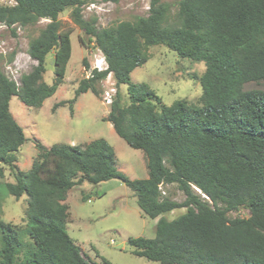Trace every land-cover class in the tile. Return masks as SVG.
I'll return each instance as SVG.
<instances>
[{
    "label": "trees",
    "instance_id": "1",
    "mask_svg": "<svg viewBox=\"0 0 264 264\" xmlns=\"http://www.w3.org/2000/svg\"><path fill=\"white\" fill-rule=\"evenodd\" d=\"M84 3L0 4V24L8 27L47 19L28 43V55L36 63L21 75L20 84L0 67V178L5 166L13 176L11 182L0 181V199L25 194L27 201L24 228L0 219V264H98L67 233L65 199L82 182L111 178L124 182L140 210L156 218L153 237L127 239L133 254L164 264H264V89L242 87L264 80V0H178L171 22L166 20L168 5L149 0L146 15L106 27L82 16ZM66 8L81 30L80 43H92L106 65L90 68L83 57L88 74L70 99L52 108L67 104L72 114L77 97L86 91L98 96L110 73L115 92L104 118L130 147L143 152L145 178L130 179L117 169L114 148L102 137L48 147L37 141L29 168L15 166V152L26 137L9 111V99L16 95L25 105L38 107L63 83L71 28L63 27L58 15ZM155 44L203 61L196 102L182 98L164 104L146 83L131 80V71L149 58L147 48ZM50 51L53 78L47 83L42 76ZM120 84H126V103ZM172 183L185 196L180 202L161 194L160 187ZM179 207L185 210L176 217L164 216ZM240 207L248 210L246 217L228 216ZM101 264L111 263L101 257Z\"/></svg>",
    "mask_w": 264,
    "mask_h": 264
},
{
    "label": "rangeland",
    "instance_id": "2",
    "mask_svg": "<svg viewBox=\"0 0 264 264\" xmlns=\"http://www.w3.org/2000/svg\"><path fill=\"white\" fill-rule=\"evenodd\" d=\"M168 5L166 20L173 21L177 11L178 0H160ZM13 0H0V4L9 5ZM149 0H118L117 2L102 0H85L81 6L82 16L86 19L95 18L97 27L112 26L119 21H134L138 16L148 13ZM70 8L59 13L58 18L63 27L71 28V55L66 65L63 83L38 107L25 105L16 95L9 99V111L21 126L26 140L15 152V166L26 170L36 155L35 143L45 146L52 143L82 144L94 138L102 137L110 143L115 151L116 164L130 178L140 177L138 165L143 164L145 155L139 149L130 147L114 131L104 117L108 112L109 103H105V92L110 99L115 92L113 77L108 74L101 81L98 96L91 91L80 94L72 106L70 114L67 104L52 108L59 100L73 96L78 81L88 74L82 65L85 57L90 68L103 65L102 53L92 43L83 46L78 36L81 30L70 18ZM47 19L27 24H16L8 27L0 24V67L17 86L22 74L29 72L36 63L28 55V43L36 37ZM149 58L140 66L135 67L130 78L133 82L146 83L160 97L164 104H171L176 99L196 102L201 94V86L197 80L204 70L203 61H193L180 57L174 50L163 44L151 45L147 48ZM43 80L51 83L53 78V52L45 56V72ZM243 89H264V80L249 81ZM119 91L123 103H126V84H120ZM122 172V171H121ZM1 182L13 181L8 167H4ZM2 189V187H0ZM161 194L177 202L184 199L183 192L176 184L160 187ZM82 195H84L83 199ZM68 218L65 228L69 236L79 245L81 252L91 261L101 264V257L111 264H164L148 260L132 253V246L127 243L129 237L154 236L156 218L145 215L137 205L133 191L120 179L111 178L97 184L82 182L72 187L66 196ZM26 195L14 198L4 194L0 199V219L22 229L25 226ZM184 207L174 208L164 213L172 219L182 213ZM248 210L240 207L228 213L229 217H246ZM23 241L29 238L23 234ZM96 252L99 256L96 255Z\"/></svg>",
    "mask_w": 264,
    "mask_h": 264
},
{
    "label": "crops",
    "instance_id": "3",
    "mask_svg": "<svg viewBox=\"0 0 264 264\" xmlns=\"http://www.w3.org/2000/svg\"><path fill=\"white\" fill-rule=\"evenodd\" d=\"M81 94H84V93H81ZM112 131H114V130H113L112 126H111V132ZM70 144H75V142L70 141ZM116 167H117V169L122 171L124 174H126L117 164H116ZM137 167H138L139 171L141 172L140 177H137V178H145V177H147V169H146V166H145V160L143 161V164H140Z\"/></svg>",
    "mask_w": 264,
    "mask_h": 264
},
{
    "label": "built area",
    "instance_id": "4",
    "mask_svg": "<svg viewBox=\"0 0 264 264\" xmlns=\"http://www.w3.org/2000/svg\"><path fill=\"white\" fill-rule=\"evenodd\" d=\"M105 97H104V100H105V103H109L110 102V94L108 91L105 92ZM160 187V186H159Z\"/></svg>",
    "mask_w": 264,
    "mask_h": 264
},
{
    "label": "clouds",
    "instance_id": "5",
    "mask_svg": "<svg viewBox=\"0 0 264 264\" xmlns=\"http://www.w3.org/2000/svg\"><path fill=\"white\" fill-rule=\"evenodd\" d=\"M101 62H104V59H103V60L101 59ZM105 65H106V64H105V62H104L103 65H100V66H99V65H95V68H97V69H103V68L105 67ZM109 74H110V73H109ZM109 103H110V102H109ZM198 191H199V190H198Z\"/></svg>",
    "mask_w": 264,
    "mask_h": 264
}]
</instances>
